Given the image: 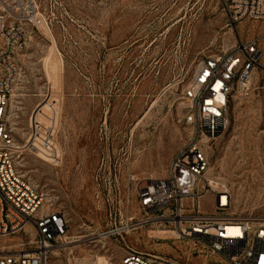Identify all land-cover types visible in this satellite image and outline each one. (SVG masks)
Returning <instances> with one entry per match:
<instances>
[{"label": "rangeland", "instance_id": "1", "mask_svg": "<svg viewBox=\"0 0 264 264\" xmlns=\"http://www.w3.org/2000/svg\"><path fill=\"white\" fill-rule=\"evenodd\" d=\"M30 2L36 18L25 22L29 41L18 59L10 110L19 168L69 221L68 236L51 249L48 264H120L133 252L176 264H228L170 229L135 227L144 218L135 188L164 178L190 137L182 100L199 65L262 37L261 25L233 23L223 0ZM262 66L247 92H234L228 127L208 145L207 178L231 194V213L243 218L264 219ZM53 106L57 162L27 147ZM212 203L208 193L200 209L210 213ZM131 217L136 221L128 222ZM34 239L28 226L0 238V247L29 251Z\"/></svg>", "mask_w": 264, "mask_h": 264}, {"label": "built area", "instance_id": "2", "mask_svg": "<svg viewBox=\"0 0 264 264\" xmlns=\"http://www.w3.org/2000/svg\"><path fill=\"white\" fill-rule=\"evenodd\" d=\"M223 5L233 23L256 22L263 35L240 41L233 51L209 57L199 65L182 100L190 137L173 155L164 178L145 180L135 188L144 218L134 226L150 224L170 229L179 239L192 240L222 254L228 264H264V219L231 213V194L212 189L207 178L208 145L227 129L230 99L237 90H249L250 76L262 66L264 51V0H223ZM26 7L30 11L24 14ZM35 15L30 0H0V238L14 236L28 226L35 230L34 245L29 251L0 247V264H48L51 249L65 241L69 233L67 216L48 193L26 178L17 163L21 152L13 137L10 108L20 81L18 59L29 41L25 22L34 20ZM51 109L48 123H37L38 131L27 147L57 162L58 111L54 106ZM129 178L136 181L131 174ZM208 193L213 196L210 213L199 206L200 199ZM123 202L128 205L129 199ZM133 221L135 217L128 220ZM120 264L176 263L133 252Z\"/></svg>", "mask_w": 264, "mask_h": 264}, {"label": "bare ground", "instance_id": "3", "mask_svg": "<svg viewBox=\"0 0 264 264\" xmlns=\"http://www.w3.org/2000/svg\"><path fill=\"white\" fill-rule=\"evenodd\" d=\"M211 183V187H212V189H216L217 188V184L214 182V181H211L210 182ZM233 231V230H232ZM161 232V231H160ZM171 233H173V232H171ZM163 234V233H162Z\"/></svg>", "mask_w": 264, "mask_h": 264}]
</instances>
